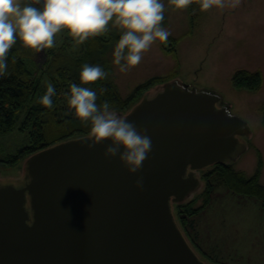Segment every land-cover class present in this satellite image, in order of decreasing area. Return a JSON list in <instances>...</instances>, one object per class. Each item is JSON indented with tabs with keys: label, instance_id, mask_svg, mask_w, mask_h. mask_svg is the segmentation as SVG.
Segmentation results:
<instances>
[{
	"label": "water",
	"instance_id": "95a60500",
	"mask_svg": "<svg viewBox=\"0 0 264 264\" xmlns=\"http://www.w3.org/2000/svg\"><path fill=\"white\" fill-rule=\"evenodd\" d=\"M118 114L152 140L137 173L105 156L108 141L88 147L89 134L29 155L21 177L0 180V264H208L173 204L201 187L198 171L246 149L248 124L218 93L177 79Z\"/></svg>",
	"mask_w": 264,
	"mask_h": 264
},
{
	"label": "rangeland",
	"instance_id": "374dc122",
	"mask_svg": "<svg viewBox=\"0 0 264 264\" xmlns=\"http://www.w3.org/2000/svg\"><path fill=\"white\" fill-rule=\"evenodd\" d=\"M163 2L162 25L170 32L169 37L176 39L173 51L166 52L167 46L163 48V43L157 41L128 72H120L114 65L115 81L121 94L126 96L147 79L169 75L173 70L177 76L172 80L218 93L229 105L230 112L243 119L250 129L248 137H243L246 149L232 161L234 167L251 174L258 149L263 158L261 183L264 184L261 112L264 104V0H239L236 7H213L207 11L201 10L199 4L191 12L188 8L175 9L169 0ZM64 36L72 39V51L79 52L80 44L63 31L56 34V45ZM42 57L43 53L39 60ZM240 69L262 73L259 90H238L232 86L231 77ZM27 142L25 131L0 134V158L14 153ZM24 169V160L14 166L0 165V180L18 179ZM201 172L198 171L200 178ZM204 184L201 178V187L188 200L196 198ZM212 198L210 206L196 217L195 242L202 251L195 250L200 259L208 264H264V210L260 204L254 198L231 193L225 186L218 187ZM200 204L201 196L194 205Z\"/></svg>",
	"mask_w": 264,
	"mask_h": 264
},
{
	"label": "trees",
	"instance_id": "16d2710c",
	"mask_svg": "<svg viewBox=\"0 0 264 264\" xmlns=\"http://www.w3.org/2000/svg\"><path fill=\"white\" fill-rule=\"evenodd\" d=\"M199 4L200 0H192L187 7L189 12ZM119 36V27L110 22L108 32L89 37L80 44L77 53L72 51V39L69 36H64L54 48L41 52L27 49L17 41L8 55L9 74L0 78V134L14 130L25 131L28 142L14 153L0 158V165L14 166L41 149L90 134V124L75 118L68 104L71 84H81L79 73L82 65H100L108 72L106 79L82 86L91 87L97 92L98 104L107 100L119 113L126 112L152 87L177 76L176 70H173L169 75L149 78L123 96L115 81L112 63V54ZM175 42L176 39L168 37L167 42L163 43V48L167 46L166 52L173 51ZM42 53V60H39ZM49 82L55 85L57 93L53 97L54 107L51 110L39 103V98L45 93ZM262 82L263 76L259 70L240 69L231 77L232 86L238 90H259ZM261 112L264 126V104L261 106ZM255 152L257 160L251 174L236 169L232 162L215 163L202 170L204 189L196 198L173 204L176 220L184 235H188L193 241L189 243L194 249L202 251L195 242L196 217L210 206L212 195L218 187L225 186L233 194L254 198L264 210V184L261 183L263 158L258 149ZM200 196L201 204L195 206V200ZM209 259L212 261V258Z\"/></svg>",
	"mask_w": 264,
	"mask_h": 264
},
{
	"label": "clouds",
	"instance_id": "9594fccd",
	"mask_svg": "<svg viewBox=\"0 0 264 264\" xmlns=\"http://www.w3.org/2000/svg\"><path fill=\"white\" fill-rule=\"evenodd\" d=\"M175 9H186L192 0H169ZM239 0H200V8L236 7ZM163 0H0V78L9 74L8 55L19 41L21 46L41 52L56 46V34L66 32L77 44L109 31L110 22L120 29L112 63L126 73L138 65L143 54L159 41L166 43L170 32L162 25ZM108 72L100 65L84 64L79 73L81 84L72 83L68 104L72 115L90 124L92 147L108 141L105 156L116 157L129 174L137 173L152 150L151 137L126 118L109 101L98 104L97 92L89 85L106 79ZM55 85L47 84L39 103L51 110ZM143 185L142 178L135 182Z\"/></svg>",
	"mask_w": 264,
	"mask_h": 264
}]
</instances>
